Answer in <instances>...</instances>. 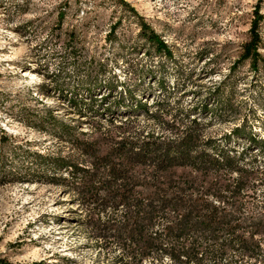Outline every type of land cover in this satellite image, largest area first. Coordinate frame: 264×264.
I'll list each match as a JSON object with an SVG mask.
<instances>
[{"label": "rangeland", "instance_id": "374dc122", "mask_svg": "<svg viewBox=\"0 0 264 264\" xmlns=\"http://www.w3.org/2000/svg\"><path fill=\"white\" fill-rule=\"evenodd\" d=\"M185 129L259 167L241 199L264 215V0H0V264H113L54 163Z\"/></svg>", "mask_w": 264, "mask_h": 264}, {"label": "trees", "instance_id": "16d2710c", "mask_svg": "<svg viewBox=\"0 0 264 264\" xmlns=\"http://www.w3.org/2000/svg\"><path fill=\"white\" fill-rule=\"evenodd\" d=\"M255 13L245 53L253 65L261 42ZM142 29L157 51L172 54L157 32ZM181 132L123 138L88 167L54 164L71 176L97 243L118 252L113 264H264V215L246 214L241 199L261 170L216 144L199 150L195 132Z\"/></svg>", "mask_w": 264, "mask_h": 264}, {"label": "bare ground", "instance_id": "6f19581e", "mask_svg": "<svg viewBox=\"0 0 264 264\" xmlns=\"http://www.w3.org/2000/svg\"><path fill=\"white\" fill-rule=\"evenodd\" d=\"M22 75L27 77L31 76L34 78V74L32 72H29V70H23Z\"/></svg>", "mask_w": 264, "mask_h": 264}]
</instances>
